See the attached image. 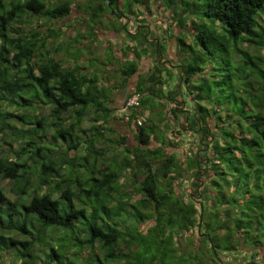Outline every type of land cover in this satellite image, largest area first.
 I'll list each match as a JSON object with an SVG mask.
<instances>
[{
  "label": "trees",
  "instance_id": "obj_1",
  "mask_svg": "<svg viewBox=\"0 0 264 264\" xmlns=\"http://www.w3.org/2000/svg\"><path fill=\"white\" fill-rule=\"evenodd\" d=\"M148 1L84 0L78 38L95 42L100 26L139 47L122 50L135 60L105 51L100 67L88 59L83 71L54 56L63 48L56 23L73 0H0V131L22 140L8 156L0 152V264H229L242 249L250 253L237 264H264V0H159L176 23L174 58L166 39L142 25ZM146 43L156 58L127 99L138 96L129 120L149 117L132 146L120 136L111 143L121 149L108 156L98 147L104 128L82 123L91 112L96 121L110 115L103 75L117 65L113 89L125 88ZM13 119L31 127L17 129ZM172 122L192 139L188 150L165 138ZM57 236L70 251L56 246Z\"/></svg>",
  "mask_w": 264,
  "mask_h": 264
},
{
  "label": "rangeland",
  "instance_id": "obj_2",
  "mask_svg": "<svg viewBox=\"0 0 264 264\" xmlns=\"http://www.w3.org/2000/svg\"><path fill=\"white\" fill-rule=\"evenodd\" d=\"M9 1V0H6ZM55 1V0H54ZM74 5L71 9L70 15L67 16L64 20L58 21L56 23V27L63 26V35L59 39L55 40V44H60L63 48H61L58 52L55 53V57L57 59H60L65 66L72 67L74 65H79L80 67L84 68L83 71H87L89 66H88V59H96L95 67H100L99 61L101 62L105 58V51L107 52H113L116 56V59H122L123 61H132L135 60V54L133 53L132 50H126V53L124 56H122V50L125 49L126 45L129 47H133V44H136L137 47H139V42L138 39L136 38V42H130L126 39L123 33H119L117 31H114L113 29L110 31H103L99 26L95 28V31L98 36H93V38H98L95 40V42H91V40L86 39L85 37L83 38H78L77 33H85L86 31V25L82 22L83 21V15L81 13V10L79 9L80 5L84 3V0H73ZM8 3V2H7ZM149 8H150V13H148L145 16V22L142 23L144 27H150L153 31L156 33V38L160 39L162 41L163 39L168 42L169 44V55L171 57H174L175 55V49L174 46L176 44L174 39L170 38V35L172 32L176 30V23L170 19V16L172 15L167 9L162 7L159 3V0H149L148 1ZM132 18V17H131ZM133 19V18H132ZM134 22V21H133ZM114 25L117 28V24L114 21ZM119 23V22H118ZM43 24V21H37L34 23L35 26H40ZM133 23L128 24L130 26L129 29L134 30L135 25L138 23ZM18 27L17 24L13 23L11 25L12 32L15 31V29ZM95 27V26H94ZM87 33V32H86ZM72 38H78L80 43H82V47L84 49L79 48L80 55L82 57L80 59L75 60L72 57V51H74L72 48ZM92 39V38H91ZM150 39V37H149ZM107 40V41H106ZM150 41V40H149ZM110 42V45L107 43ZM152 42V41H151ZM110 47V49H108ZM154 43H146L144 45V48L146 49V55L142 57L139 63V68L140 71L137 76L129 80L128 85L123 88V89H113V87L116 84H119L118 80V75L117 72H115L118 68L117 65H114L110 68V72L108 74L103 75V89L104 90H109L110 94L109 96L112 97L113 103L110 105L111 108H113V111L110 113V115L105 119V120H98L96 121L95 119H98L99 115H97L96 112H91L83 121L82 127L83 129L87 130L91 126H102L105 130L106 136L103 142H100L101 144L98 145V147L102 150L105 151V153L109 156L113 152L119 151L121 149L120 146L113 147V144L111 141H116L119 139L120 136L126 137V144L128 147L132 146L135 143L134 139V131L136 130L138 124L136 121H131L129 120L128 116L129 113H127V110L125 109L126 103L129 101L130 98L128 97L129 93H131L132 88L137 84V79L138 76L146 75L148 72V67L151 66L153 58H156V55L152 54V49H154ZM67 50H65V49ZM81 49V50H80ZM169 57V56H168ZM168 57H164L167 59ZM139 62V60H138ZM174 64V62H173ZM175 68V67H174ZM172 70H174L172 68ZM174 79V78H173ZM166 80V85L165 88L168 89L172 86L173 82L165 76ZM175 82V81H174ZM127 99V100H126ZM161 109V107H158V110ZM48 112L45 111L44 115L47 114ZM149 115L148 112H144L143 115L141 116V123L144 121H147ZM166 118V119H165ZM165 122H171L172 116L171 115H166L165 117ZM139 120V118H138ZM153 120H158V118H154ZM4 122L0 121V124ZM172 129L170 131L165 132V138L167 139H175L178 141L180 144L179 149L176 148V150H181V152L184 150H188V148L191 146L189 143L192 140L189 138L187 135L179 134V132L182 133V131L178 128L177 124L172 122ZM10 124L15 126L17 129H29L31 126L25 125L22 123H18L16 119H13L10 121ZM157 126L161 127L160 124H157ZM47 135L52 134V131L46 133ZM41 136V135H40ZM189 138V139H188ZM49 140V136H45V138H42V140ZM188 139V140H187ZM22 142L21 139L17 138L12 131H9L7 129H4L2 127L0 131V152L3 153L4 155L8 156L9 152L12 150L16 149L18 144ZM63 149H66V146H63ZM57 151L54 153L60 154L61 150L56 149ZM173 149L171 148H166V151H172ZM79 152V149L77 153ZM75 151L74 150H66V153L63 155L64 157H73ZM169 153V152H168ZM8 154V155H7ZM12 156V155H11ZM29 162L28 164H30ZM128 175L123 177V181L128 179ZM7 185V182H4ZM183 188L186 185L185 183L181 184ZM45 191V189L43 190ZM193 233H196L195 231H191L190 233L182 234L181 238V245L184 246L186 243L187 239H189L193 235ZM59 236H57L54 241L56 242V246H59L60 244L62 246H65L63 251H70V247H67L69 244L66 242H60ZM181 246V247H182ZM58 252H62L59 251ZM250 252L248 250L242 249L239 252L232 251L226 259L222 256L225 263L229 264H237L241 263L243 260H246V255L249 254ZM260 256L262 259H264V251H260ZM61 257V261L63 260V256ZM66 258V257H65ZM7 261L10 260V257H7ZM53 264H58L57 262Z\"/></svg>",
  "mask_w": 264,
  "mask_h": 264
},
{
  "label": "built area",
  "instance_id": "obj_3",
  "mask_svg": "<svg viewBox=\"0 0 264 264\" xmlns=\"http://www.w3.org/2000/svg\"><path fill=\"white\" fill-rule=\"evenodd\" d=\"M138 105V96H132V98L129 99V101L126 103V107L125 109L127 110V113H130V108L133 107V106H137ZM139 118V120H138ZM141 116L140 117H137V119L135 120L139 125H141Z\"/></svg>",
  "mask_w": 264,
  "mask_h": 264
},
{
  "label": "flooded vegetation",
  "instance_id": "obj_4",
  "mask_svg": "<svg viewBox=\"0 0 264 264\" xmlns=\"http://www.w3.org/2000/svg\"><path fill=\"white\" fill-rule=\"evenodd\" d=\"M147 29L149 30V32H151L153 35H154V37L153 38H155L156 39V33H155V31H153L152 29H150V27H147ZM158 39V38H157ZM159 41H160V39H158ZM168 43V42H167ZM167 51H169V44H168V50ZM168 54V56H170L169 55V53H167ZM171 57V56H170ZM174 58V57H173Z\"/></svg>",
  "mask_w": 264,
  "mask_h": 264
},
{
  "label": "crops",
  "instance_id": "obj_5",
  "mask_svg": "<svg viewBox=\"0 0 264 264\" xmlns=\"http://www.w3.org/2000/svg\"><path fill=\"white\" fill-rule=\"evenodd\" d=\"M98 27V26H97ZM100 27V26H99ZM101 28V27H100ZM155 58H153V60H154ZM148 69H149V67H148Z\"/></svg>",
  "mask_w": 264,
  "mask_h": 264
}]
</instances>
